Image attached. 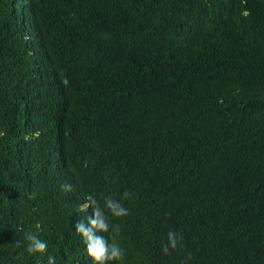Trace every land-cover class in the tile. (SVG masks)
Here are the masks:
<instances>
[{
  "label": "trees",
  "instance_id": "trees-1",
  "mask_svg": "<svg viewBox=\"0 0 264 264\" xmlns=\"http://www.w3.org/2000/svg\"><path fill=\"white\" fill-rule=\"evenodd\" d=\"M88 192L112 264H264V0H0V264H90Z\"/></svg>",
  "mask_w": 264,
  "mask_h": 264
},
{
  "label": "clouds",
  "instance_id": "clouds-1",
  "mask_svg": "<svg viewBox=\"0 0 264 264\" xmlns=\"http://www.w3.org/2000/svg\"><path fill=\"white\" fill-rule=\"evenodd\" d=\"M65 191H71V184L62 185ZM91 209V214H85L82 219L78 220L74 226V232L78 234L82 244L83 252L89 258L90 264H112L114 261H120L124 257V249L117 242L115 237L111 241L103 233H117L118 226L109 223V217L105 214V209L113 217H122L128 214L129 209L125 207L120 200L111 196H105L103 208L98 203L95 193L88 192L84 195L80 204V210L84 213ZM26 251L29 254L44 253L47 249L46 241L34 234H28ZM179 237L174 231L167 233V243L163 246L162 251L167 253L169 248L177 246ZM48 264H56V258L49 255Z\"/></svg>",
  "mask_w": 264,
  "mask_h": 264
}]
</instances>
